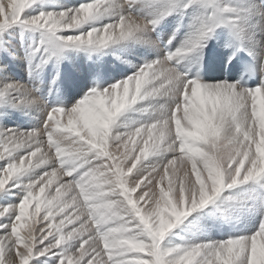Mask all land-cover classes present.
<instances>
[{
    "label": "snow or ice",
    "instance_id": "snow-or-ice-1",
    "mask_svg": "<svg viewBox=\"0 0 264 264\" xmlns=\"http://www.w3.org/2000/svg\"><path fill=\"white\" fill-rule=\"evenodd\" d=\"M43 2L0 0V36L39 33L27 82L0 65V264H264V0H83L30 13ZM212 41L224 50L214 74ZM114 47L144 48L143 62L66 105L67 53ZM50 64L55 101L32 82ZM11 111L40 123L9 128ZM243 218L247 229L212 235Z\"/></svg>",
    "mask_w": 264,
    "mask_h": 264
},
{
    "label": "bare ground",
    "instance_id": "bare-ground-1",
    "mask_svg": "<svg viewBox=\"0 0 264 264\" xmlns=\"http://www.w3.org/2000/svg\"><path fill=\"white\" fill-rule=\"evenodd\" d=\"M52 3L47 4L46 7H44L45 10H53L54 9H59L60 6H73L75 2L81 3L83 0H54L51 1ZM67 3H72V5H67ZM76 5V4H75ZM10 36L12 39H14V34L13 32L10 33ZM170 34L169 32L165 29H162L160 31L158 38L163 41L164 43L167 42ZM157 35L153 34V39H156ZM13 43V42H12ZM10 43L13 47V45ZM10 45V46H11ZM15 53L21 57V59L16 60L13 59L11 56H5L6 58H2L0 60V65H7V74L15 79L23 80L26 81V75L24 72V56H25V51L21 52L19 47H16ZM138 49L137 55L132 56L131 63L133 64H138L142 63L143 59L142 57L145 55V49L141 47H135V48H124V47H114L107 49L105 52L109 54L110 59L109 60H114V63L110 64L109 60L102 64L101 58H89L85 59L84 56L80 57L79 56V65L75 70L73 66V76L76 77L77 81V87H74V83L68 77V75L61 70V78L58 81V86L60 87L62 91V97H65V94H67V100L65 101L66 105H71L74 104L76 100L80 99L81 96L84 94L85 91L88 90L89 87H91L94 83V81H98L99 83L102 84V86H107L108 83H112L113 81H117L121 78H123L126 74H129V70L127 72L125 71H117L119 73H114L113 78L109 76L110 73L114 72V66H116L117 61H129L130 55L135 52V50ZM13 52V51H12ZM106 53V54H107ZM92 54V53H91ZM99 54V53H97ZM123 60H119V59ZM107 59V58H106ZM208 61L209 69L211 72H215V69L218 65V63L214 62L213 60H206ZM23 65V67H22ZM131 65V64H130ZM55 67V66H54ZM52 68L53 71L51 73V76L48 78L43 79V83H41V80L39 77H36L33 79V84L35 87L40 88L41 91L44 94H49L50 91H52L51 99L55 101L56 96L54 94V89L51 84L52 78L55 75V68ZM85 67L87 69H85ZM90 67V68H88ZM22 70L23 73L20 71ZM90 74H93L90 77ZM28 76V75H27ZM115 79V80H114ZM78 88V89H77ZM68 89V90H67ZM40 113H37L35 111H32L30 113H25V112H20V111H11L9 114L5 115L3 117V122L6 124L7 127L9 128H30L33 126H37L40 123ZM16 197V196H13ZM14 202V201H12Z\"/></svg>",
    "mask_w": 264,
    "mask_h": 264
},
{
    "label": "rangeland",
    "instance_id": "rangeland-1",
    "mask_svg": "<svg viewBox=\"0 0 264 264\" xmlns=\"http://www.w3.org/2000/svg\"><path fill=\"white\" fill-rule=\"evenodd\" d=\"M51 1H54V0H44V2L42 4H38V5H36L34 7V9L29 10L30 13L31 14H35L36 11H39L42 8L44 9V7H46L47 4L52 3ZM75 4H79V3L75 2L74 5ZM67 5H72V3H67ZM176 23H177V18L176 17H172V18L169 19L167 26L163 27V29L164 30L166 29L169 32V34L171 35V32L174 30V28L176 26ZM12 32L14 34V39H12L11 36H10V33H12ZM38 39H39V33H33V32H30V31H26V30H24L22 28H19V27H14V28L10 29L7 33H5L2 36H0V49H8L10 51L15 52V49H17L16 47L18 46L19 47L18 49H20L21 52L25 51V53H26L27 51L31 50V48L34 46V42L38 41ZM182 39H183V30H182L181 34L178 36V38H177V43L179 42V40H182ZM222 42L223 41L221 40V44H222ZM10 43L15 45V47H13ZM137 51H138V49H136L135 52L130 55V59H129L130 62L132 60V56L133 55H137ZM223 51L224 50L221 48L220 45H218L216 43V41H212L208 45V48L205 49V59L206 60L210 59V60H213L214 62L218 63L219 58L221 56V53ZM106 53L107 52L99 53V54H97V53H92L91 54V53H88V52H69V53H67V59L61 65V70H63L68 75V77H70L72 82L75 84L74 87H77L78 85H77L76 77L73 76V74H71V73L73 72L72 71L73 70V66H74V70L78 66L80 67V65H79V63H80L79 59L80 58H79V56L80 57L84 56L85 59H88L86 57H89V58H101V62H102V64H104L105 62H107L110 59L109 54L108 53L106 54ZM2 58L4 59L6 57L2 53H0V60ZM23 60L24 61H22V62H24V64H25L24 65V72H25V75L26 74L28 75V76L26 75L27 79L25 81V82H27L29 80L28 62H27L26 59H23ZM114 60L115 59L109 60V63L110 64L114 63ZM119 60H123V59L121 58ZM54 66H55L54 64H50L48 66L46 72L44 73L43 79L48 78V77L51 76V73L53 71L52 68ZM22 67H23V65H22ZM88 68H90V67H88ZM85 69H87V68L85 67ZM120 70L121 71H125V72H127L129 70L128 73L131 74V72L134 69H132L130 63H125V60L117 61L116 66H114V72L110 73L109 76H111L113 78L114 73L115 72L119 73L117 71H120ZM20 72L23 73L22 70ZM92 75L93 74H90V77ZM112 83H115V81H113ZM62 99L64 100V103H65V101L68 99L67 98V94H65V97L64 98L62 97ZM0 199H2V198H0ZM9 201L10 202H12V201L16 202L17 201V197L11 196V197H9ZM205 223H207L210 227L212 225L211 221H205ZM249 226H250V221L247 218H243V219H241V221L236 223V225L234 227L225 226L223 229H218V228L213 229L212 235L214 237H216V238H221L224 235V233L227 232V231H231V230H245ZM173 239H175V237H173Z\"/></svg>",
    "mask_w": 264,
    "mask_h": 264
}]
</instances>
